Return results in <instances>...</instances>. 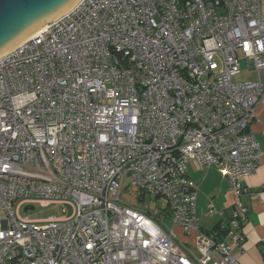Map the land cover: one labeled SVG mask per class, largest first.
I'll return each instance as SVG.
<instances>
[{"label":"built area","instance_id":"2783aa9c","mask_svg":"<svg viewBox=\"0 0 264 264\" xmlns=\"http://www.w3.org/2000/svg\"><path fill=\"white\" fill-rule=\"evenodd\" d=\"M263 5L79 0L2 56L0 264H239L241 180L262 158L248 126L264 97ZM241 60L256 80L234 81ZM190 164L216 167L234 197L211 233ZM35 204L67 214H19Z\"/></svg>","mask_w":264,"mask_h":264},{"label":"crops","instance_id":"0c3cea01","mask_svg":"<svg viewBox=\"0 0 264 264\" xmlns=\"http://www.w3.org/2000/svg\"><path fill=\"white\" fill-rule=\"evenodd\" d=\"M262 12L264 13V5ZM239 75L240 73L236 77ZM260 78L264 84V70L260 72ZM254 80L256 73L251 64L246 63L244 79H237L236 82ZM248 131L257 141L262 158L257 170L241 180L244 192L239 201L246 209V219L241 227L244 239L240 248H233L231 253L239 264H264V97L255 109ZM185 175L196 186V215L200 228L205 233H211L226 224L234 204L226 178L216 167L199 170L191 164L187 166ZM210 210L214 212L213 216H209ZM219 213L224 215L221 217ZM201 220L209 222L208 226L202 224ZM188 241L194 244L193 236Z\"/></svg>","mask_w":264,"mask_h":264},{"label":"bare ground","instance_id":"6f19581e","mask_svg":"<svg viewBox=\"0 0 264 264\" xmlns=\"http://www.w3.org/2000/svg\"><path fill=\"white\" fill-rule=\"evenodd\" d=\"M78 1L60 0L43 12L22 20V27L18 35L12 32V34L7 36L8 38H0V58L37 36L48 24L66 15Z\"/></svg>","mask_w":264,"mask_h":264},{"label":"water","instance_id":"95a60500","mask_svg":"<svg viewBox=\"0 0 264 264\" xmlns=\"http://www.w3.org/2000/svg\"><path fill=\"white\" fill-rule=\"evenodd\" d=\"M60 0H0V38H8L9 34L18 33L22 27V20L34 16L50 8ZM34 208L25 207L23 212L33 211Z\"/></svg>","mask_w":264,"mask_h":264},{"label":"rangeland","instance_id":"374dc122","mask_svg":"<svg viewBox=\"0 0 264 264\" xmlns=\"http://www.w3.org/2000/svg\"><path fill=\"white\" fill-rule=\"evenodd\" d=\"M240 65H241V72H240V75L234 79L235 82L237 81V79H244V77H245L246 62L244 60H241ZM133 193H134V189L130 187L129 179L127 178L124 182V185H123V191L121 194V199L123 200L124 203L135 207L137 202L133 197ZM31 207H33L34 210L27 212L26 214H24V212H23L25 206L21 207L19 214L21 216H26L28 219L36 221V222H44L51 217H62L63 215L67 214L66 210L61 205H50L47 207H43L40 204H35V205H32ZM67 209H68V213H69V210H70L69 207H67ZM3 217H4V215L2 213H0V218H3ZM201 223L206 225V226H208V224H209V222L202 221V220H201ZM166 226L168 228H172L171 222H167ZM175 232L179 236L180 240L184 242V240L187 237H185L178 228H175ZM190 237L191 236H189L187 239L190 240ZM189 244H190L189 245L190 248L194 249V245L191 243H189Z\"/></svg>","mask_w":264,"mask_h":264}]
</instances>
